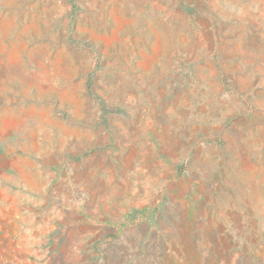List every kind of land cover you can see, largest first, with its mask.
Wrapping results in <instances>:
<instances>
[{"label": "rangeland", "instance_id": "1", "mask_svg": "<svg viewBox=\"0 0 264 264\" xmlns=\"http://www.w3.org/2000/svg\"><path fill=\"white\" fill-rule=\"evenodd\" d=\"M0 264H264V0H0Z\"/></svg>", "mask_w": 264, "mask_h": 264}]
</instances>
